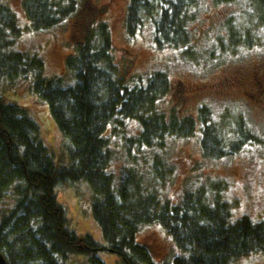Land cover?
Here are the masks:
<instances>
[{
    "label": "trees",
    "instance_id": "16d2710c",
    "mask_svg": "<svg viewBox=\"0 0 264 264\" xmlns=\"http://www.w3.org/2000/svg\"><path fill=\"white\" fill-rule=\"evenodd\" d=\"M142 1L129 7L130 38L136 35L133 27L139 24L140 14L157 11L155 46L181 49L188 55V24L183 15L196 0ZM223 1L233 0H214ZM23 2L36 32L52 30L76 7L74 0ZM256 2L264 20V0ZM20 35L15 14L1 5L0 88L5 81L31 82V91L49 106L68 141L69 164L54 162L40 139L39 124L25 108L8 103L0 94V207L13 201L0 211V254L7 264H66L76 255L85 256L89 264H106L99 257L102 252L118 256L121 264H155L148 249L136 240L142 226L154 223L163 227L182 253L171 264H230L252 253H264V221L253 223L243 217L231 224L230 205L220 199L212 203L207 189L184 191L181 204L174 206L156 193H144L135 168L117 186L110 172L105 134L114 123L138 121L140 136L129 142L140 151L163 150L168 139H189L199 131L203 157L216 161L235 157L247 146L264 144L244 120L230 128L205 106L198 109L197 119L160 110V102L172 88L169 77L163 72L125 77L115 61L105 24L89 28L75 55L67 59L72 85H66L62 77L47 78L38 55L15 51ZM230 37L233 43L240 42L234 31L230 30ZM246 38L245 46L252 47L253 40ZM154 162V173L162 181L161 163ZM77 182H85L92 192V215L104 244L89 235L78 236L66 208L58 202L57 187ZM220 188L218 194L225 190Z\"/></svg>",
    "mask_w": 264,
    "mask_h": 264
},
{
    "label": "rangeland",
    "instance_id": "374dc122",
    "mask_svg": "<svg viewBox=\"0 0 264 264\" xmlns=\"http://www.w3.org/2000/svg\"><path fill=\"white\" fill-rule=\"evenodd\" d=\"M23 1L0 0V6L11 9L21 29L15 51L42 58L47 78L62 77L66 85H72L67 59L75 55L89 28L105 24L111 34L115 61L124 70L125 77L130 73L145 77L154 72H163L169 77L172 88L160 102V110L197 119L198 109L205 106L212 110L218 122L231 128L237 121L244 120L249 129L264 140V20L256 0L223 1L224 4L196 0L183 15L188 24L185 30L188 55L181 49L155 46L157 11L140 14L139 24L133 27L136 35L130 38L129 7L144 3L142 0H74L76 7L71 13L46 32L31 29ZM230 30L240 42H232ZM246 37L253 40L250 48L245 46ZM30 85V81H5L0 94L8 103L28 111L39 124L40 139L54 162L66 166L69 164L65 148L68 141L59 131L49 106L31 91ZM140 133V124L135 119L120 125L114 123L106 130L110 172L116 186L129 169L135 168L144 193H156L174 206L181 204L184 191L207 189L212 203L220 199L230 205L231 224L243 217L253 223L264 221L263 143L247 146L235 157L213 161L203 157L199 131L189 139H168L163 150L143 151L129 142L135 141ZM154 159L161 163L158 169L162 168V181L154 173ZM220 187L225 190L218 194ZM56 191L58 202L66 208L72 230L80 237L89 235L104 244L92 215L93 196L88 185L77 182L58 186ZM12 203L6 202L0 211H6ZM136 240L148 249L155 264H171L182 254L163 227L155 223L142 226ZM99 257L106 264H121L118 256L108 252L99 253ZM67 264L89 262L85 256L76 255L70 257ZM230 264H264V253H252Z\"/></svg>",
    "mask_w": 264,
    "mask_h": 264
},
{
    "label": "water",
    "instance_id": "95a60500",
    "mask_svg": "<svg viewBox=\"0 0 264 264\" xmlns=\"http://www.w3.org/2000/svg\"><path fill=\"white\" fill-rule=\"evenodd\" d=\"M0 264H7L4 257L0 254Z\"/></svg>",
    "mask_w": 264,
    "mask_h": 264
},
{
    "label": "bare ground",
    "instance_id": "6f19581e",
    "mask_svg": "<svg viewBox=\"0 0 264 264\" xmlns=\"http://www.w3.org/2000/svg\"><path fill=\"white\" fill-rule=\"evenodd\" d=\"M69 260H70V258L67 259V263H69ZM67 263H66V264H67Z\"/></svg>",
    "mask_w": 264,
    "mask_h": 264
},
{
    "label": "flooded vegetation",
    "instance_id": "af4514ba",
    "mask_svg": "<svg viewBox=\"0 0 264 264\" xmlns=\"http://www.w3.org/2000/svg\"><path fill=\"white\" fill-rule=\"evenodd\" d=\"M225 83H228V81H225Z\"/></svg>",
    "mask_w": 264,
    "mask_h": 264
}]
</instances>
